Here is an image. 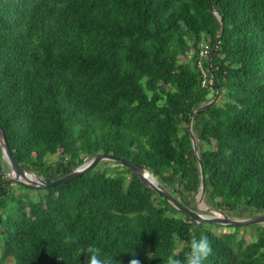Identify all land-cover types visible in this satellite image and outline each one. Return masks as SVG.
Masks as SVG:
<instances>
[{"label":"trees","instance_id":"obj_1","mask_svg":"<svg viewBox=\"0 0 264 264\" xmlns=\"http://www.w3.org/2000/svg\"><path fill=\"white\" fill-rule=\"evenodd\" d=\"M219 38L202 85L199 45ZM0 124L42 180L113 154L189 208L202 169L204 206L264 214V0H0ZM8 170L0 148V264H85L89 246L112 264H166L193 236L211 243L204 264H264V223L249 242L216 232L116 161L32 199Z\"/></svg>","mask_w":264,"mask_h":264},{"label":"water","instance_id":"obj_2","mask_svg":"<svg viewBox=\"0 0 264 264\" xmlns=\"http://www.w3.org/2000/svg\"><path fill=\"white\" fill-rule=\"evenodd\" d=\"M214 14L218 17L221 21V16L219 12L211 6ZM220 38L214 44V47L209 54L208 61L210 60L211 55L214 53L217 44L219 43ZM210 66V62H208ZM212 100H209L206 105L194 111V113L199 112L202 109L207 108L211 104ZM188 130L191 138L192 147L194 153L198 159L199 167H201L198 150L196 146V140L192 132V125L191 123L188 124ZM0 148L1 153L6 162L9 165V170L3 174V176L8 177L11 181L18 183L20 185L27 186L29 188H47L49 186H53L60 182H66L70 179L80 176L83 173H87L91 171L94 167H96L100 162L104 160H112L120 163L121 165L130 169L140 180V182L146 187L154 191L155 193L163 196L166 200L177 210L186 213L191 219H193L196 223H216L219 225H234V226H243L248 224H258L264 223V214L250 216V217H243V218H234L231 217L226 212L218 209V208H208L203 204V196L205 193V180L204 174L202 169H200L201 174V184L197 192L196 198V208L192 209L189 208L182 203H180L169 191H167L163 186H161L153 177L152 179H148L145 177L144 173L149 174L143 167L137 165L133 161L129 159H125L123 157L114 156L113 154H106V153H97L90 157L87 161L82 163L77 168L73 169L69 173L54 178L52 180L46 181L42 180L36 173L31 170H25L20 167L19 163L17 162L13 152L9 148L7 144V140L3 131V128L0 124ZM23 172H29L34 174L37 177V182H30L22 178ZM12 173L15 175L12 176ZM150 175V174H149Z\"/></svg>","mask_w":264,"mask_h":264},{"label":"clouds","instance_id":"obj_3","mask_svg":"<svg viewBox=\"0 0 264 264\" xmlns=\"http://www.w3.org/2000/svg\"><path fill=\"white\" fill-rule=\"evenodd\" d=\"M82 251L86 254L85 264H112L113 258L102 256L101 250L96 246H89ZM212 253L213 249L207 236H193L184 256L181 258L170 255L166 264H204ZM130 264H139V261L133 259Z\"/></svg>","mask_w":264,"mask_h":264},{"label":"rangeland","instance_id":"obj_4","mask_svg":"<svg viewBox=\"0 0 264 264\" xmlns=\"http://www.w3.org/2000/svg\"><path fill=\"white\" fill-rule=\"evenodd\" d=\"M58 156V154H54V155H49V157H47L48 161H52L54 159H56ZM11 185L14 188V192H15V196L19 193H25L27 194L28 198H35L38 195V192L40 189H34V188H22L19 185H15V182L12 181ZM261 212L258 210H254L251 212L250 216H256V215H260ZM247 216V217H250ZM210 225V228L216 232H223V231H228L229 229L236 231L237 233V237L238 238H244V240L246 242H249L253 239H255V237L258 234V225L257 224H248V225H243V226H238L237 229H233L228 227V225H220V226H216L214 223H208ZM10 261V260H8Z\"/></svg>","mask_w":264,"mask_h":264},{"label":"built area","instance_id":"obj_5","mask_svg":"<svg viewBox=\"0 0 264 264\" xmlns=\"http://www.w3.org/2000/svg\"><path fill=\"white\" fill-rule=\"evenodd\" d=\"M208 57L209 45L207 42H201L198 49L197 65L201 68V72L203 74V79L201 81L202 85H205L206 82H211V80L207 78L206 71L202 68L203 61L208 59Z\"/></svg>","mask_w":264,"mask_h":264},{"label":"bare ground","instance_id":"obj_6","mask_svg":"<svg viewBox=\"0 0 264 264\" xmlns=\"http://www.w3.org/2000/svg\"><path fill=\"white\" fill-rule=\"evenodd\" d=\"M15 174L12 173V176H14ZM22 175H25L28 177V181L30 182H37V177L32 174V173H29V172H23ZM145 177L148 178V179H152V176L147 174V173H144Z\"/></svg>","mask_w":264,"mask_h":264}]
</instances>
